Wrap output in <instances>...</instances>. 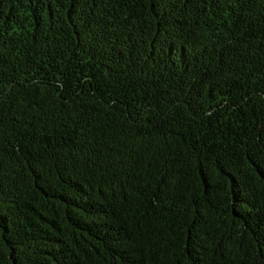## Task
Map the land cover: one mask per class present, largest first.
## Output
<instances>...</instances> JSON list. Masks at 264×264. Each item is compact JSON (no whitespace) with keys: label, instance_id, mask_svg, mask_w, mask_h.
Segmentation results:
<instances>
[{"label":"trees","instance_id":"1","mask_svg":"<svg viewBox=\"0 0 264 264\" xmlns=\"http://www.w3.org/2000/svg\"><path fill=\"white\" fill-rule=\"evenodd\" d=\"M0 264H264V0H0Z\"/></svg>","mask_w":264,"mask_h":264}]
</instances>
